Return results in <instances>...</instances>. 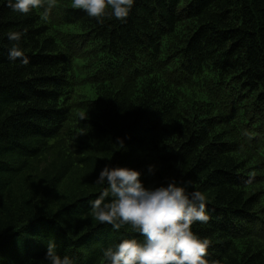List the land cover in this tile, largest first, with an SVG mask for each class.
<instances>
[{"label":"trees","instance_id":"trees-1","mask_svg":"<svg viewBox=\"0 0 264 264\" xmlns=\"http://www.w3.org/2000/svg\"><path fill=\"white\" fill-rule=\"evenodd\" d=\"M71 8L0 0V264H45L49 240L103 264L124 231L90 215L107 164L203 192L208 259L264 264V0H135L125 22Z\"/></svg>","mask_w":264,"mask_h":264},{"label":"clouds","instance_id":"clouds-1","mask_svg":"<svg viewBox=\"0 0 264 264\" xmlns=\"http://www.w3.org/2000/svg\"><path fill=\"white\" fill-rule=\"evenodd\" d=\"M6 4L25 16L43 9L47 18L55 0H6ZM134 4L135 0H71L74 9L84 10L98 22L105 18L125 22ZM25 34L9 31L5 35L12 42L8 59L27 66L29 59L22 46ZM156 171L155 165L148 166L149 174ZM141 176L135 168L107 164L96 177L100 193L90 201L91 217L115 231L124 230L120 242L103 249V264H216L208 259L211 241L192 230L197 222L206 224L210 220L205 194L189 191L187 184L175 178L146 187ZM44 260L45 264H78L71 256H61L54 240L48 241Z\"/></svg>","mask_w":264,"mask_h":264},{"label":"bare ground","instance_id":"bare-ground-1","mask_svg":"<svg viewBox=\"0 0 264 264\" xmlns=\"http://www.w3.org/2000/svg\"><path fill=\"white\" fill-rule=\"evenodd\" d=\"M258 136V135H257Z\"/></svg>","mask_w":264,"mask_h":264}]
</instances>
